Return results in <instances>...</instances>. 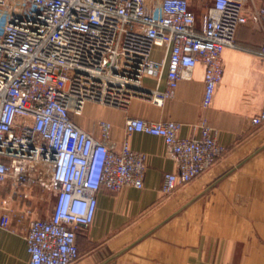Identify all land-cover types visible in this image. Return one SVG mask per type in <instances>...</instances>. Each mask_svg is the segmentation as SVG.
<instances>
[{"label":"built area","instance_id":"built-area-1","mask_svg":"<svg viewBox=\"0 0 264 264\" xmlns=\"http://www.w3.org/2000/svg\"><path fill=\"white\" fill-rule=\"evenodd\" d=\"M211 0L198 22L189 0H0V184L30 199L33 189L54 192L47 217L27 218L30 264H75L78 234L94 221L98 192L143 188L146 156L131 147L135 132L160 136L177 169L165 172L171 196L228 153L208 116L198 136H181V122L129 117L126 138L110 142L111 123L97 138L72 114L87 102L125 107L133 97L163 104L182 79L203 64L202 107L210 109L223 78V51L236 45L241 25L264 24V0ZM156 46L161 58H154ZM264 56V42L261 47ZM166 75V88L159 83ZM157 80L156 87L145 84ZM251 123L264 126V106ZM7 200L0 227L15 214Z\"/></svg>","mask_w":264,"mask_h":264},{"label":"crops","instance_id":"crops-1","mask_svg":"<svg viewBox=\"0 0 264 264\" xmlns=\"http://www.w3.org/2000/svg\"><path fill=\"white\" fill-rule=\"evenodd\" d=\"M262 1L250 0L248 9ZM189 2L201 18L206 5ZM263 42L264 24L251 20L240 26L236 45L223 51V78L208 110L202 107L205 69L199 63L161 105L142 97L125 107L90 101L82 113L72 114L97 138L100 121L110 122L109 139L116 144L126 138L132 116L179 121L181 136H198L195 125L208 116L229 148L215 166L166 197L164 173L177 165L164 139L130 135L131 147L146 156L145 185L98 192L94 221L78 234L81 256L75 264H264V126L251 123L264 106ZM154 58H161L159 46ZM145 84L153 88L157 80L146 77ZM159 87L166 88V75ZM0 264H30L24 232L0 227Z\"/></svg>","mask_w":264,"mask_h":264},{"label":"rangeland","instance_id":"rangeland-1","mask_svg":"<svg viewBox=\"0 0 264 264\" xmlns=\"http://www.w3.org/2000/svg\"><path fill=\"white\" fill-rule=\"evenodd\" d=\"M211 0H202V3L209 6ZM197 15V14H196ZM200 22V14L197 15ZM74 114V113H73ZM30 199L24 198L23 195L12 196L8 184H0V208L8 202L14 208V216L11 228L17 232H25L26 220L19 221L24 211H28L27 218L30 217H47L54 204V192L51 190L33 189L30 192Z\"/></svg>","mask_w":264,"mask_h":264}]
</instances>
